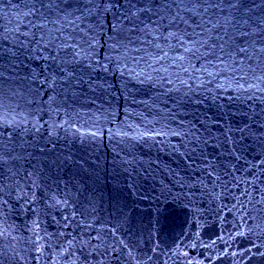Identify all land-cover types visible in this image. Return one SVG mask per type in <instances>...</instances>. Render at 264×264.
I'll use <instances>...</instances> for the list:
<instances>
[{"label":"water","instance_id":"1","mask_svg":"<svg viewBox=\"0 0 264 264\" xmlns=\"http://www.w3.org/2000/svg\"><path fill=\"white\" fill-rule=\"evenodd\" d=\"M0 264H264V0H0Z\"/></svg>","mask_w":264,"mask_h":264}]
</instances>
